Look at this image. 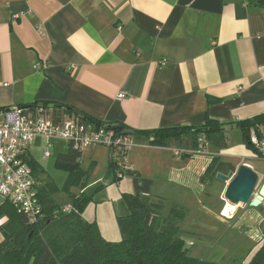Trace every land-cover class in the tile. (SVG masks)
Wrapping results in <instances>:
<instances>
[{"label":"crops","instance_id":"obj_1","mask_svg":"<svg viewBox=\"0 0 264 264\" xmlns=\"http://www.w3.org/2000/svg\"><path fill=\"white\" fill-rule=\"evenodd\" d=\"M34 103L133 130L201 127L208 119L236 124L264 114V8L257 0H0V109ZM263 132L264 125L251 131ZM227 139L225 149L186 148L182 158L175 151L184 147L133 139L123 166L152 180L153 191L165 177L180 191L199 188L215 157L230 172L247 164L260 176L261 158L239 126ZM217 185L226 202L228 184ZM233 207L229 220L249 206ZM253 211L263 214L264 204ZM241 222L246 233L221 235L220 245L195 256L248 264L264 247V217Z\"/></svg>","mask_w":264,"mask_h":264},{"label":"trees","instance_id":"obj_2","mask_svg":"<svg viewBox=\"0 0 264 264\" xmlns=\"http://www.w3.org/2000/svg\"><path fill=\"white\" fill-rule=\"evenodd\" d=\"M257 1L264 8V0ZM215 102L213 98L208 99L210 105ZM20 107L37 109L39 103ZM54 113L57 114V110ZM66 113L73 114V108H66ZM79 118L103 126L115 135H122L124 130L129 129L121 123H103L82 114ZM236 124L242 130L245 144L255 153L251 131H257L258 126L264 125V114L237 121ZM224 125L208 119L201 127L135 130L130 137L136 141L144 140L154 147H184L180 150H204L205 145H199V139L204 138L208 145L222 150L228 146ZM81 157L82 150L70 144L66 153L58 155L57 164L77 173ZM28 162L35 178L41 183L39 198L43 204L44 218L30 223L9 201L0 205V264H222L191 255L189 247L184 250L186 242L182 237V228L188 213L174 204L162 217L166 201L164 198L151 200L149 196L154 182L143 178L140 173L128 170L136 192L124 195L130 213L118 218L122 241L115 243L102 237L96 222L83 217V208L92 201L91 195L83 192L79 196H72V204L68 206L70 210L65 212V208H61L53 197L57 193L53 183L42 186L40 178L36 176L39 162L31 159ZM111 165L127 170L123 164L119 166L113 156ZM234 170L231 164L215 157L207 167L205 176L213 181L218 173L226 174ZM248 264H264V247Z\"/></svg>","mask_w":264,"mask_h":264},{"label":"rangeland","instance_id":"obj_3","mask_svg":"<svg viewBox=\"0 0 264 264\" xmlns=\"http://www.w3.org/2000/svg\"><path fill=\"white\" fill-rule=\"evenodd\" d=\"M49 143L53 146L50 149L49 157H45L44 146L39 148L38 145H35L32 147L34 159L39 161V171L36 172V176L40 178L42 186L47 185L48 182L53 183L57 190L53 197L61 208L72 204V196H79L81 193L87 192L92 196V201L83 208V217L97 223L100 233L106 241L115 243L122 241L118 218L130 213L124 195L136 192L130 171L117 168L115 165L112 166L113 155L109 148L105 145H98L99 147L83 149L77 173H75L71 168L57 164L58 155L68 151L70 142L63 139H52ZM47 144L46 142L45 145L47 146ZM259 161L260 167L264 168V159L261 158ZM120 164L122 163L119 162V166ZM142 177L144 178V176ZM165 178H157V190L153 191L154 188H152L149 197L151 200L165 199L166 209L162 212V217L168 214L174 204L179 205L188 213L187 219L183 223L182 237L186 246L190 248L191 255L195 256L210 246L220 245L222 243L221 235L235 234L239 236L246 233L248 227L245 224L243 226L241 220H261L264 217V213L253 211L257 208L250 206L247 209H242L233 220L221 217L220 211H223L226 202L220 200V188L217 184L223 181L221 182L217 178L215 182H212L211 179L204 176L200 179L199 188H186L189 191H180L177 184H171L169 179ZM263 179L264 171L260 172L256 193H258ZM180 194H186L190 198L189 203L183 204L181 202L184 201L183 195ZM1 240L0 232V242Z\"/></svg>","mask_w":264,"mask_h":264},{"label":"built area","instance_id":"obj_4","mask_svg":"<svg viewBox=\"0 0 264 264\" xmlns=\"http://www.w3.org/2000/svg\"><path fill=\"white\" fill-rule=\"evenodd\" d=\"M165 63L166 60H163L162 64ZM123 97V93L118 96L119 99ZM42 138L48 140L44 149L45 157L50 156V149L53 147L49 141L63 139L82 151L105 145L117 162L122 164L134 145L130 136L115 135L113 131L82 121L74 114H56L41 107L23 109L20 106H11L0 109V199L9 201L30 223H37L44 218L43 204L39 198L41 183L35 178L28 162L30 150ZM199 142V145L208 146L204 138H200ZM251 144L255 154L264 159V132L260 136L252 134ZM202 151L199 148L194 152ZM188 152L185 149H176L175 155L182 158ZM69 210L68 206L64 209L65 212Z\"/></svg>","mask_w":264,"mask_h":264},{"label":"water","instance_id":"obj_5","mask_svg":"<svg viewBox=\"0 0 264 264\" xmlns=\"http://www.w3.org/2000/svg\"><path fill=\"white\" fill-rule=\"evenodd\" d=\"M45 104L40 103L39 107L44 108ZM60 105H51L49 108H59ZM76 116L80 115L78 110L74 111ZM237 124H226L223 126L224 130H230L232 128H237ZM250 132V130H249ZM124 135H134L135 130L126 129L123 131ZM217 179L228 184L225 192V200L229 204L245 208L247 206L258 208L264 204V184L256 193L259 184L258 173L247 164H243L236 172H230L229 174L218 173ZM4 202L0 199V205ZM188 246H185L186 250Z\"/></svg>","mask_w":264,"mask_h":264},{"label":"bare ground","instance_id":"obj_6","mask_svg":"<svg viewBox=\"0 0 264 264\" xmlns=\"http://www.w3.org/2000/svg\"><path fill=\"white\" fill-rule=\"evenodd\" d=\"M260 190V189H259ZM227 202V201H226ZM227 208H226V210L224 211V214L226 215V216H228V215H230L232 212H234V210H235V208L233 207V206H230V205H228L227 204Z\"/></svg>","mask_w":264,"mask_h":264}]
</instances>
